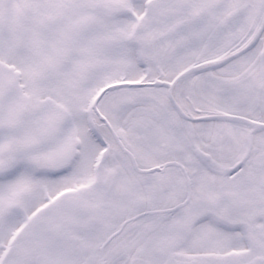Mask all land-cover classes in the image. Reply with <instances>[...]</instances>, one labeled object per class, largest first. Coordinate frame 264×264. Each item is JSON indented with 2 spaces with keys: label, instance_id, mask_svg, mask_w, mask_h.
<instances>
[{
  "label": "snow or ice",
  "instance_id": "6c2138e0",
  "mask_svg": "<svg viewBox=\"0 0 264 264\" xmlns=\"http://www.w3.org/2000/svg\"><path fill=\"white\" fill-rule=\"evenodd\" d=\"M0 264H264V0H0Z\"/></svg>",
  "mask_w": 264,
  "mask_h": 264
}]
</instances>
